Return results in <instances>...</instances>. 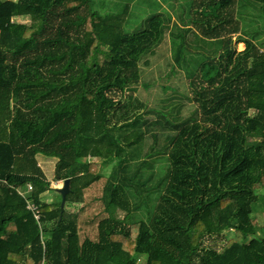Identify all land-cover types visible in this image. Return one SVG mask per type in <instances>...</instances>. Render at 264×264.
<instances>
[{
  "label": "trees",
  "instance_id": "1",
  "mask_svg": "<svg viewBox=\"0 0 264 264\" xmlns=\"http://www.w3.org/2000/svg\"><path fill=\"white\" fill-rule=\"evenodd\" d=\"M174 1L127 28L128 5L0 0V264H264V0ZM167 34L185 91L165 78L150 108L142 66Z\"/></svg>",
  "mask_w": 264,
  "mask_h": 264
},
{
  "label": "rangeland",
  "instance_id": "2",
  "mask_svg": "<svg viewBox=\"0 0 264 264\" xmlns=\"http://www.w3.org/2000/svg\"><path fill=\"white\" fill-rule=\"evenodd\" d=\"M95 1H96V7L100 13L116 12L122 6L128 5L129 8L131 9V12H134V14H133V17L130 18L129 26L127 28H130L131 26L133 28L137 27L142 22L143 18H145L148 14L156 12V11H160L162 9H165L166 11H168L169 10L168 8L173 7L172 5H170V3L175 4L174 0H95ZM184 1L185 0H178V7L180 3H182L183 5ZM156 2L159 4V6L156 5ZM17 20L18 22H21V23L28 22V20L23 17H20ZM152 36L153 35L145 36L142 38V40H138L136 43L133 42L131 45H124L120 54H122L124 58L130 55L136 54L139 51L140 46L142 45L141 42H144L146 45H148L152 41ZM170 41H171V37L169 34H167L163 44L154 50L155 53L152 56H149L150 65L148 67L142 66L143 80L152 81L156 79V82H154L153 85L147 91H144L140 87L137 88L138 92L136 91L137 95L142 100L146 101V104L150 108L159 107V105H162V101L164 98L169 97L173 94L171 90L168 92H163L161 90L160 85L162 81L165 80V78H167V83L171 86L173 90H176L177 92H180V93L185 91V86H184L185 76H184V72L182 69H178L179 70L178 71L176 68L175 70L176 74L170 75L169 77H167L169 73V66L173 65L172 45ZM236 47L238 51H241L244 48V46L243 45L241 46L240 44H238ZM160 77L162 78L159 79ZM182 104L183 105L181 106V114L185 115L187 110H189V108L191 109L192 106L191 104L184 102V101L182 102ZM50 160L51 161L47 162V164H45V162L37 160V163L39 164V166L43 167L46 175H48V179L50 180L48 182L50 184L51 190L46 195L48 201L51 200L55 194H59L56 188L60 189L63 183V180L55 181L54 173H53L55 160L54 159H50ZM90 160L98 161L96 158L90 159ZM103 172L108 173V169L104 168ZM257 192L260 193V195L262 194L261 190H258ZM55 197L57 198V196ZM263 203L264 201H263L262 196H259V200L254 207L255 210L253 213V217H255L258 225L262 227H264V204ZM60 204L61 203L59 201V204H58L59 207H60ZM81 206H82L81 204H77V203L72 204L70 202H66L65 200L62 206V210L67 211L68 213H76L77 210H79ZM211 241H212L211 238H206L204 239V244L209 245L210 243H212ZM220 244H222V242L218 241L217 245H220ZM138 263L144 264V258L140 257Z\"/></svg>",
  "mask_w": 264,
  "mask_h": 264
},
{
  "label": "built area",
  "instance_id": "3",
  "mask_svg": "<svg viewBox=\"0 0 264 264\" xmlns=\"http://www.w3.org/2000/svg\"><path fill=\"white\" fill-rule=\"evenodd\" d=\"M32 189L31 185L28 184L27 185V190L26 191H20V190H17V193L25 199L26 201V209L29 210L31 213H32V216L33 218L36 220V221H39V217H40V212H39V207L37 205H35L32 201L28 200L26 198V193L27 192H30Z\"/></svg>",
  "mask_w": 264,
  "mask_h": 264
},
{
  "label": "water",
  "instance_id": "4",
  "mask_svg": "<svg viewBox=\"0 0 264 264\" xmlns=\"http://www.w3.org/2000/svg\"><path fill=\"white\" fill-rule=\"evenodd\" d=\"M69 185H70V179L67 178V179L63 180L62 187L60 189H56V190H58V193L61 197L60 212L62 211V206L65 202L66 195H68L71 192Z\"/></svg>",
  "mask_w": 264,
  "mask_h": 264
},
{
  "label": "crops",
  "instance_id": "5",
  "mask_svg": "<svg viewBox=\"0 0 264 264\" xmlns=\"http://www.w3.org/2000/svg\"><path fill=\"white\" fill-rule=\"evenodd\" d=\"M241 44V43H240ZM243 45V44H242ZM37 160H40V161H42V162H45V164H47V162H50L51 160L50 159H47V158H43V157H41V156H37L36 157V161ZM44 160V161H43ZM37 165H38V167L41 169V171H42V173H43V175H44V177L46 178V181H50L49 179H48V175H46V173H45V171H44V169H43V167L42 166H39V164L37 163ZM51 188V187H50ZM69 188H70V185H69ZM57 189V188H56ZM67 196V195H66ZM61 199V198H60ZM66 199V198H65ZM35 204V203H34ZM36 205V204H35ZM38 206V205H37ZM39 207V206H38Z\"/></svg>",
  "mask_w": 264,
  "mask_h": 264
},
{
  "label": "bare ground",
  "instance_id": "6",
  "mask_svg": "<svg viewBox=\"0 0 264 264\" xmlns=\"http://www.w3.org/2000/svg\"><path fill=\"white\" fill-rule=\"evenodd\" d=\"M242 46V44H240ZM242 48V47H241Z\"/></svg>",
  "mask_w": 264,
  "mask_h": 264
}]
</instances>
